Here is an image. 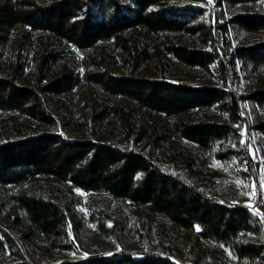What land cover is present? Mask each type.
Instances as JSON below:
<instances>
[{"label":"trees","instance_id":"1","mask_svg":"<svg viewBox=\"0 0 264 264\" xmlns=\"http://www.w3.org/2000/svg\"><path fill=\"white\" fill-rule=\"evenodd\" d=\"M241 103L264 108V0H0V264H177L166 237L191 264H264L259 185L236 204L208 177L239 158L256 180ZM133 131L150 157L122 146ZM89 226L117 247L81 252Z\"/></svg>","mask_w":264,"mask_h":264},{"label":"rangeland","instance_id":"2","mask_svg":"<svg viewBox=\"0 0 264 264\" xmlns=\"http://www.w3.org/2000/svg\"><path fill=\"white\" fill-rule=\"evenodd\" d=\"M199 6H203L206 11L205 14H208L209 11H213L214 6L211 4H199ZM260 35H251L245 36L239 44H243L251 42ZM215 47L219 49V43L215 42ZM220 56L223 60H226V57L220 52ZM253 79L250 80L247 76H244L243 73L240 74L239 77H235L233 80L228 81V87L232 90L236 91L238 94L246 92L250 85L252 84ZM209 81H215V76L206 75V73L200 72L197 74L196 78L192 80V83L202 84ZM241 113L246 118V125H247V144L249 146V156L251 157L253 163L256 165V180H251V175L248 176L244 174V171L248 172V169L244 166V162L238 159H231V160H218V159H211V170L208 173V177L220 179V178H227L228 180L235 183L236 191L233 197V201L236 204H248L250 205L252 198L254 197V183L257 182L261 191V198L264 202V134L259 133L253 129V126L256 122V118H263L264 117V108H256L249 103H241L240 104ZM214 111L208 110L206 114L213 116ZM196 116H200V113L197 112ZM6 115L0 114V124H3L6 120ZM244 134V133H243ZM244 135L241 138V142L244 143ZM150 140L146 137H143L139 132L133 131L130 133L129 138L122 142V146L124 148H132L139 152L146 154L147 157L149 156V144ZM233 148V146H232ZM157 163H159L162 169L168 173L173 174L174 176L180 178L181 180L191 183V180L186 176V173H183L181 169L176 168L171 165V161L167 159L164 154H160L158 157ZM243 171V173H242ZM240 172V173H239ZM239 174V176L237 175ZM97 199L100 198L99 195L96 196ZM88 237L85 240V247L81 248V252L86 253L94 244L93 242L99 240L98 242L102 243L103 248L117 247V245L113 244L111 239H105L101 235H98L95 232V228L93 226H89ZM141 236H134L130 237L131 244L142 247L148 245L151 249H155L157 245V238L154 235V232L149 233V241L142 240ZM163 243L171 244L172 248L175 252V255L172 257L173 260L177 262V264H191L192 254L190 249L181 242L180 239L176 238H169L166 237L162 240Z\"/></svg>","mask_w":264,"mask_h":264}]
</instances>
